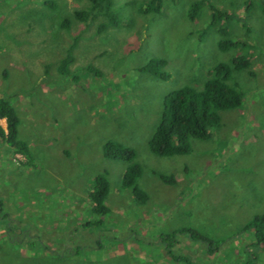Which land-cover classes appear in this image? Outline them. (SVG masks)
<instances>
[{"label":"rangeland","instance_id":"obj_1","mask_svg":"<svg viewBox=\"0 0 264 264\" xmlns=\"http://www.w3.org/2000/svg\"><path fill=\"white\" fill-rule=\"evenodd\" d=\"M45 1L0 0V96L17 94L20 138L34 157L27 165L0 144V264H246L255 256L264 264V244L243 230L264 215V0H207L232 15L228 38L246 43L228 51L208 5L189 18L197 0H161L160 12H146L151 0H112L109 14L93 9L87 22L74 13L91 9L90 0H50L56 10ZM239 55L251 61L230 81L242 107L221 112L212 139H191L190 154H153L165 97L202 89L215 66ZM154 58L166 59L167 80L140 72ZM110 140L135 149L147 203L122 188L130 162L103 156ZM99 174L110 182V214L94 227L101 217L88 194ZM187 230L218 247L209 253Z\"/></svg>","mask_w":264,"mask_h":264},{"label":"trees","instance_id":"obj_2","mask_svg":"<svg viewBox=\"0 0 264 264\" xmlns=\"http://www.w3.org/2000/svg\"><path fill=\"white\" fill-rule=\"evenodd\" d=\"M91 9L77 10L74 18L87 22L90 19L92 10L96 9L99 13L108 10L112 6V0H90ZM49 9H57V3L47 0L43 3ZM208 5L211 10V25L218 26L222 39L219 47L223 51L232 48H242L246 46L245 42L232 40L228 38L229 32L227 23L232 19V15L228 12L217 9L215 6L208 4L207 0L195 1L190 9L189 18L194 21L199 16L201 9ZM104 10L101 11L100 8ZM161 0H151L146 7V12H160ZM264 12V6H263ZM109 14V13H108ZM110 20L114 22V18L110 15ZM72 25L70 18H65L60 25L63 29H69ZM75 40L66 49V56L60 61L58 72L62 77H67L71 73L69 66L75 62L74 50L76 48ZM167 65L166 59L154 58L139 70L141 73H148L160 80H167L169 74L164 70ZM251 61L246 55L235 56L230 63H220L209 72V79L204 82L202 89H195L190 86L181 87L164 99L163 113L159 125L157 126L150 142L149 148L151 152L159 157H174L188 155L192 152L190 140L197 139L207 141L212 139V129L218 128L221 124V112L236 110L242 107L244 96L235 85H231L233 73L248 70ZM88 72L99 75V71L88 66ZM47 73V71H45ZM74 80H78L74 77ZM17 94L7 97L0 96V120L6 121V129L0 125V144H5L8 148L6 151L23 156L27 165L34 164V157L30 144L20 138V118L16 106L12 100ZM103 156L107 159L125 160L130 162L126 169L122 188L130 189L133 197L138 203H147L149 195L143 191L138 180L143 174L142 167L135 163L137 157L134 148L125 146L117 141L110 140L103 145ZM156 175L161 181L168 185H175L174 176H166L160 173ZM110 192V182L107 174H99L94 177L92 190L88 194V200L92 203L93 213L101 217V219L90 222L91 226L97 227L102 225L104 218L110 214V209L106 205V200ZM88 225V224H87ZM243 230L252 231L255 234L257 245L264 244V215L255 216L248 222ZM188 231V230H187ZM192 239H201L206 244L209 253H212L217 247L216 243L209 239L201 238L195 232L188 231ZM181 233V231H180ZM173 236L170 237L172 239ZM169 239V236L167 237ZM171 240L166 246V254H172L173 247ZM187 261V260H186ZM258 258H251L246 264H257ZM191 264V263H190Z\"/></svg>","mask_w":264,"mask_h":264}]
</instances>
